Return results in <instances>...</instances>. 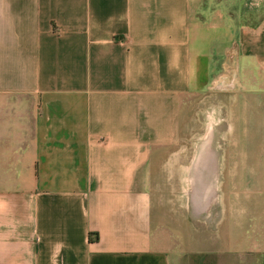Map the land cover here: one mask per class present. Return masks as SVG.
I'll return each instance as SVG.
<instances>
[{"label": "crops", "instance_id": "obj_1", "mask_svg": "<svg viewBox=\"0 0 264 264\" xmlns=\"http://www.w3.org/2000/svg\"><path fill=\"white\" fill-rule=\"evenodd\" d=\"M0 264H264V0H0Z\"/></svg>", "mask_w": 264, "mask_h": 264}, {"label": "rangeland", "instance_id": "obj_2", "mask_svg": "<svg viewBox=\"0 0 264 264\" xmlns=\"http://www.w3.org/2000/svg\"><path fill=\"white\" fill-rule=\"evenodd\" d=\"M208 115H210V118L206 119ZM188 122L189 124L184 125V129L180 135V141L175 146L173 150L174 153L169 158V173L158 175L160 187L158 190L154 191V199L157 198L159 201H185L184 197H188L189 193H191L190 199H192V201L198 200V190L196 189V185L199 184L198 181L192 184L195 191H187L186 196L184 195L185 183L183 168H186L190 162L195 163L196 161V163H198L201 150L208 149L212 152L211 154H213L216 142L212 101L207 99L206 96L202 97L199 101L194 100L191 109V119ZM204 133H209L207 140H199ZM208 161L209 163L207 159L203 160V164L208 163L207 167H211L214 171V158L208 159ZM213 194L211 195L212 198L214 197ZM178 224L176 220V225Z\"/></svg>", "mask_w": 264, "mask_h": 264}, {"label": "bare ground", "instance_id": "obj_3", "mask_svg": "<svg viewBox=\"0 0 264 264\" xmlns=\"http://www.w3.org/2000/svg\"><path fill=\"white\" fill-rule=\"evenodd\" d=\"M212 124V123H211ZM188 174V173H187ZM216 180V179H215ZM215 198V197H214Z\"/></svg>", "mask_w": 264, "mask_h": 264}]
</instances>
